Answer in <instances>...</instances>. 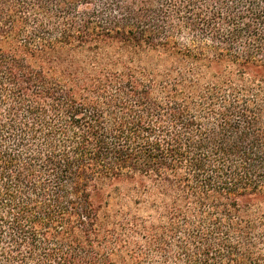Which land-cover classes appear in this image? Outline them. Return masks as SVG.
Returning a JSON list of instances; mask_svg holds the SVG:
<instances>
[{"label":"trees","instance_id":"obj_1","mask_svg":"<svg viewBox=\"0 0 264 264\" xmlns=\"http://www.w3.org/2000/svg\"><path fill=\"white\" fill-rule=\"evenodd\" d=\"M0 264H264V0H0Z\"/></svg>","mask_w":264,"mask_h":264}]
</instances>
